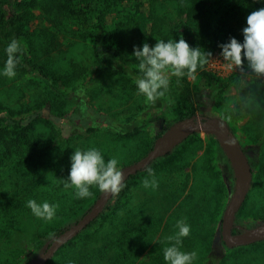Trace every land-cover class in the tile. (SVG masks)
Here are the masks:
<instances>
[{
  "label": "rangeland",
  "instance_id": "1",
  "mask_svg": "<svg viewBox=\"0 0 264 264\" xmlns=\"http://www.w3.org/2000/svg\"><path fill=\"white\" fill-rule=\"evenodd\" d=\"M0 3L17 16L19 25L23 26L22 35L16 32L11 41L17 40L24 56L32 60L53 62L57 66L55 71L62 76L56 93L49 84L34 76L4 78L0 73V109L6 110L12 119L23 122L29 130L33 127L35 130L28 140L20 143L17 136L21 135V130L0 122V131L9 132L8 145L0 141V211L6 209L14 214L30 211L22 219L21 246L15 244L18 220L10 218L0 223V264H32L104 193L92 186V196L78 199L74 188H64L71 159L52 166L53 155L61 158L66 145L54 135L52 125L58 127V124L48 115L74 112L89 104L95 113L125 119L136 111L141 99L124 74L111 69L99 58L95 37H79L75 24L60 19V13L51 8V0H0ZM207 3L210 16L217 14V19L221 17L226 22L221 31L224 44L230 38L243 43L242 29L247 26V16L256 10L239 7L234 0H207ZM99 4L97 16H104L112 35L118 33L119 24H128L129 12L138 14L141 33L135 30L127 34L128 42L115 38L109 44L120 49L135 69L139 70V61L133 55L134 47L142 48L145 43L152 47L159 40L175 41L170 28L178 15L177 0H99ZM261 5L264 8V0ZM23 6L28 8V15ZM201 38L206 39L207 34L203 33ZM4 49L5 43L0 39V56ZM221 51L212 54L208 69L221 78L233 79L227 91L209 100L197 72L188 76L185 69L184 76L176 77L166 70L169 85L160 98L157 115L164 118L165 128L191 115L219 117L229 124L247 151L254 174L236 224L252 228L264 223V76L252 72L246 60L242 69L229 67L230 62L223 59ZM75 72L78 78L69 83L66 77ZM41 91L45 93L43 96L38 95ZM99 128L89 136L88 142V137H84L67 150H76L80 144L81 151L98 149L106 163L111 158L118 159L120 170L145 157L165 132L159 123H153L135 138L120 140L103 127ZM19 140L22 139L19 137ZM149 168L155 174L157 187L146 189L143 180L153 179L148 175ZM26 181L32 183L30 188ZM125 185L93 225L57 251L51 264H67L71 251L83 247L95 248L97 252L104 249V257L93 260L99 264H114L121 258L123 264H167L164 248L175 241L166 238L177 234L176 225L180 220L190 226V234L182 237L177 247L183 252L197 253L192 264H206L209 256L216 264L221 261L223 264H264V242L235 253L216 243L224 212L234 192L235 177L215 136L204 132L193 135ZM25 190L27 193L30 190L31 200L39 198L40 204L59 205L52 221L37 218L27 207V201L22 205L18 203L17 199ZM99 234L106 236L108 247L98 242Z\"/></svg>",
  "mask_w": 264,
  "mask_h": 264
},
{
  "label": "trees",
  "instance_id": "2",
  "mask_svg": "<svg viewBox=\"0 0 264 264\" xmlns=\"http://www.w3.org/2000/svg\"><path fill=\"white\" fill-rule=\"evenodd\" d=\"M51 1V8H55V10L60 13V19L63 20L64 18L65 20L75 24L77 27L75 33H77L79 37H95L96 52L99 58L103 62L109 64L111 69L124 74V76L133 83L135 90L138 91L136 80L141 78L143 73L131 66V64L123 56L120 49H115L109 45L110 42L115 38H122V41L128 42L129 36L127 34H131L135 30L141 33L138 14L129 12L128 15L130 16L128 19V24H119L121 32L119 29L118 33L112 35L108 30L104 16H97L100 10L99 0ZM234 2L235 4L239 5V7L258 10L262 7L261 4L263 0H234ZM177 4L178 15L170 28L172 39L178 42L182 37L191 48H200L201 52L211 53V56L216 50H222L219 47V45L224 44V41L221 37V31L225 29L226 22L221 17L217 19V14L210 16L207 0H177ZM23 7L25 8V14L28 15V8L26 6ZM16 32L18 36H21L23 33V26L19 25L17 16L10 13L4 7V5L0 3V39L5 43V49L11 42V37L14 36ZM203 33L207 34L206 39L201 38ZM5 49L3 54L0 56V73L2 75L7 60V53ZM211 56L207 57V63H205L203 66L198 65L196 70L205 88L204 95H206L207 99L209 100L216 95L224 94L233 82L232 78H221L208 69V62ZM16 57L18 60L15 68L16 77L23 78L26 75L34 76L38 80H43L45 83L49 84L50 88L53 89V92L57 93L56 90H59L57 86L58 80L62 76L58 71H55L54 67L57 68V66L53 64V62L46 63L41 61L39 58H36L34 61L24 56L21 50L16 53ZM3 77L6 78L5 75H3ZM76 78H78L76 72L74 75L69 74L66 77L69 83L74 82ZM44 94L45 93L42 91L38 93L39 96H43ZM70 98L76 100L74 96L70 95ZM140 99L141 101L136 108V111L125 119H117V117L103 116L104 114L100 115L97 112L95 113L94 109H91L89 104H84L81 108L74 112H65L64 114L61 113L60 115H53L50 113L48 117H50L55 124H58V127H55L54 124L52 125V131L54 132V135L59 139H62L63 144L66 145V149L63 152V156L61 158L53 155L54 163L52 166L57 167L64 160H69L75 150H67V148H71L72 144L76 145V142L80 141L84 137H88V142L91 138L89 136L95 134V132L100 129L99 127H103L102 129H104V131H109L115 138L120 140H131L135 138L142 132L143 129L147 128L153 123H159V125L165 131L167 128L164 127V118L157 115L160 98L157 99L155 103H151L146 102V97L143 94H140ZM79 103L81 104V102ZM0 122L7 124L10 127H14L16 130H21V135L17 136V140L20 143H24L26 139L28 140L35 131L34 127L32 130H29V127L26 128L23 122L12 119L4 109H0ZM8 135L9 132L6 129L4 131H0V141L6 145H8ZM19 137L22 139L21 141L19 140ZM64 140L67 142H64ZM5 147L8 148V146ZM81 147L82 145L80 144L76 146L75 149L81 150ZM26 183L27 187L30 188L32 183L27 181ZM29 193L30 190H28V193L25 190L22 194V197L17 199L20 205L24 204L25 201L30 199ZM34 200L37 202V204H40L39 198H35ZM29 212L20 211L17 214H14L11 213L10 210L6 209L0 211V223H6L7 219L10 218L18 220L16 221L15 231L16 237L18 236L15 244L18 246H21L24 238L22 230L20 229L22 225V219L26 217ZM96 221H94L91 225H93ZM97 240L102 247L109 246L106 236L99 234ZM118 241L121 240L119 239ZM216 243L218 246L224 248V250L226 249V251L233 253L245 248L241 247L234 250L227 248L221 238V234L218 235V241H216ZM71 253L72 255L68 258L70 262L67 264H99L95 263L93 260L98 256L102 258L104 257L103 248L98 249L97 252L95 248L92 249L91 247H83L79 250L73 249ZM121 260L123 259H116L114 264H123ZM51 263L52 261L49 262V264ZM206 264L216 263L213 257L209 256ZM220 264H223V261H221Z\"/></svg>",
  "mask_w": 264,
  "mask_h": 264
},
{
  "label": "clouds",
  "instance_id": "3",
  "mask_svg": "<svg viewBox=\"0 0 264 264\" xmlns=\"http://www.w3.org/2000/svg\"><path fill=\"white\" fill-rule=\"evenodd\" d=\"M247 26L242 29L243 43L235 38H230L228 43L221 44V56L229 63V67L243 68L245 60L252 72L264 76V8L253 11L247 16ZM7 60L3 75L13 78L16 75L15 68L18 63L16 53L20 51L19 42L13 39L7 48ZM133 55L139 61L138 68L143 76L136 80L140 94L146 97V102L155 103L163 97L168 89L169 78L166 70L176 77L185 75L193 76L198 65L207 63V57L211 53L201 52L200 48H191L181 37L179 41L163 40L157 41L155 46L150 47L147 43L142 48L134 47ZM71 168L64 188H74L75 196L83 199L92 196L90 188L97 186L101 192L110 193L113 196L119 195L126 186L123 172L118 169L119 161L111 158L105 162L98 149L91 148L87 151L76 149L71 156ZM149 180L145 178L142 182L144 188H156L157 182L154 179V172L148 170ZM27 207L32 213L45 221H52L59 205H50L48 202L37 204L35 200H28ZM179 231L166 239L175 241L174 244L164 248V260L167 264H192L197 253L183 252L177 245L181 243L182 237L190 234V226L183 220L177 221Z\"/></svg>",
  "mask_w": 264,
  "mask_h": 264
},
{
  "label": "water",
  "instance_id": "4",
  "mask_svg": "<svg viewBox=\"0 0 264 264\" xmlns=\"http://www.w3.org/2000/svg\"><path fill=\"white\" fill-rule=\"evenodd\" d=\"M202 132L217 138L231 163L235 177L234 192L222 218L221 238L223 242L229 249L248 247L264 242V223L252 228H244L236 224L237 215L250 193L254 175L245 149L229 124L222 118L193 115L174 123L157 138L145 157L121 170L125 179L124 183L145 170L154 161L170 155L193 135ZM112 198L113 195L104 192L93 207L73 227L65 230L32 264H48L57 251L74 240L100 217Z\"/></svg>",
  "mask_w": 264,
  "mask_h": 264
},
{
  "label": "flooded vegetation",
  "instance_id": "5",
  "mask_svg": "<svg viewBox=\"0 0 264 264\" xmlns=\"http://www.w3.org/2000/svg\"><path fill=\"white\" fill-rule=\"evenodd\" d=\"M245 152H246V150H245ZM247 154V153H246ZM248 155V154H247ZM248 158H249V156H248ZM249 160H250V158H249ZM251 162V161H250ZM251 166H252V164H251ZM254 175V174H253ZM253 184V183H252Z\"/></svg>",
  "mask_w": 264,
  "mask_h": 264
}]
</instances>
